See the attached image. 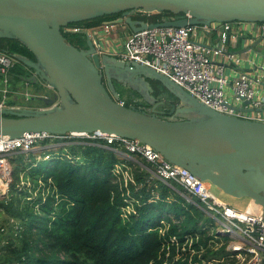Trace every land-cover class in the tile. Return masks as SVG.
I'll return each mask as SVG.
<instances>
[{
  "label": "trees",
  "instance_id": "obj_1",
  "mask_svg": "<svg viewBox=\"0 0 264 264\" xmlns=\"http://www.w3.org/2000/svg\"><path fill=\"white\" fill-rule=\"evenodd\" d=\"M120 15L70 23L83 29L64 31L63 36L76 48L86 49L84 29ZM178 15L183 14L164 10L135 12L131 17L155 23ZM0 50L36 59L18 38L0 37ZM31 73L32 68L17 59L8 70V78L24 83ZM159 82L151 79L152 95L177 103L178 98ZM113 84L120 85L116 80ZM124 90L119 91L124 105L141 110H145L141 104L151 107V103L135 101L133 98L140 95L132 89L136 96L124 99ZM17 100L12 95L8 103ZM160 107L164 111L158 115L167 118L169 104ZM47 141L42 144H49ZM116 149L127 152L102 139L76 138L41 152L11 153V181L8 192L0 196V215L4 216L0 264H237L235 252L226 248L230 237L213 228L211 216L196 197L183 196V189L173 182L149 178L144 168ZM45 154L48 157L43 158Z\"/></svg>",
  "mask_w": 264,
  "mask_h": 264
},
{
  "label": "water",
  "instance_id": "obj_2",
  "mask_svg": "<svg viewBox=\"0 0 264 264\" xmlns=\"http://www.w3.org/2000/svg\"><path fill=\"white\" fill-rule=\"evenodd\" d=\"M137 8L183 15L155 23L129 15L114 21H125L133 31L162 24L264 21V0H0V37L18 38L31 50L35 61L16 55L32 68L24 79L41 84L52 94L28 97L46 104L59 100L50 108L2 110L0 133L18 137L26 131H101L138 139L199 179L217 183L228 194L247 196L264 209V120L219 112L153 68L114 58V64L122 69L132 71L141 65L189 104L178 108L159 99L150 111L126 106L103 83L101 55L90 38L86 35V49H78L63 36L64 31H72L66 27L70 23L118 12L124 15ZM163 103L169 104L167 113L171 116L187 110L201 115L184 120L163 118L157 109ZM234 109L264 114L263 106Z\"/></svg>",
  "mask_w": 264,
  "mask_h": 264
},
{
  "label": "built area",
  "instance_id": "obj_3",
  "mask_svg": "<svg viewBox=\"0 0 264 264\" xmlns=\"http://www.w3.org/2000/svg\"><path fill=\"white\" fill-rule=\"evenodd\" d=\"M135 12L149 13V11L140 8L131 10V13ZM117 24L114 20L103 22L102 32H108ZM68 28L72 31L83 29L76 25ZM259 29L261 33H264V21L259 22ZM196 30L208 31L209 25L196 23L162 24L133 31L126 38L123 49L117 57L125 63L146 65L168 76L212 109L226 114L245 116L242 111H236L227 102L224 90L229 79L223 74L222 67L216 66L209 58V54L219 55L224 52L230 37L229 22H222V27L217 31L218 38L211 46L193 40L192 34ZM93 45L100 53L98 43L94 41ZM226 58L234 62L239 60L230 52L226 54ZM16 61V55L0 50V73L7 74L4 78L5 83L9 82L8 70ZM256 83H258L257 80L247 73L239 72L231 79V88L235 100L250 99L254 108L261 106L260 99L256 95ZM11 93L12 90L6 86L0 88V112L10 108L7 106V101ZM22 93L25 97L29 96L25 91ZM250 118L264 120V117L258 114L255 117L250 116ZM76 138L102 139L108 144L116 143L125 148L129 154L143 158L152 167L151 172L154 176L165 183L173 182L179 185L183 189L181 192L183 196L196 197L203 210L216 219L218 223L217 232L227 235L231 239L226 248L235 252L237 264H261L264 254V209L261 208L255 213H248L230 207L211 193L205 182L212 183L227 193L220 185L208 179H199L188 169L170 162L158 150L138 139L101 131L64 134L26 131L18 137L0 133V196H4L8 192L12 174V166L8 156L13 151L17 149L30 150L36 142L41 140L61 139L60 142L64 143Z\"/></svg>",
  "mask_w": 264,
  "mask_h": 264
},
{
  "label": "crops",
  "instance_id": "obj_4",
  "mask_svg": "<svg viewBox=\"0 0 264 264\" xmlns=\"http://www.w3.org/2000/svg\"><path fill=\"white\" fill-rule=\"evenodd\" d=\"M131 14L132 13L129 12V14H124V15L121 14L120 16L126 17L127 15L131 16ZM103 22L99 26L86 28L84 30L87 36L89 34L88 37L90 38V40L92 42L95 41L96 43H98L100 47L99 54L101 55V63H102L100 70L102 72V76L104 72V76L102 77L103 83L105 84L106 88L109 90L111 94L117 93L119 96L120 90L132 89L135 90L137 93H139L140 97L145 102L152 104L157 99L151 93L152 91L151 79L155 80L157 78L148 74V72L141 65L135 66V70L131 71V70L119 68L114 64L115 62L114 58H118L117 55L123 49V44L126 38L130 33L133 32L132 27L129 26V24H127L125 21H122L121 23H119V25L117 24L115 27L111 28L108 32H102ZM229 24H230V30H229L230 37L228 38L224 52L219 55L209 54L210 60H212L216 66L222 67L223 74L229 79V82L226 84L224 90L225 98L232 108L234 107L245 108V109L254 108L253 104L251 103L246 104L244 103V100L241 101L235 100L234 94L232 92L231 79H233L239 72H245L249 76L257 80L258 83H256L257 85L256 95L260 99V105L264 107V33L260 32L259 22L236 20L229 22ZM221 27H222V23H211L209 25L208 31L196 30V32L192 34V38L193 40L202 43L206 46H211L216 42L218 38L217 31ZM228 52L232 53L234 57H237L239 60L237 62L229 61L226 58V54ZM113 80L114 81L116 80L120 85L118 86L116 84V86H114ZM159 81L163 89L168 90L169 93H172L165 86V84H163L161 80ZM21 85H22V89L20 90V92L25 91L29 94V96H31L32 91L34 90L31 89L28 90L30 85H27L26 81L24 83H21ZM16 94H17L16 92L14 94V92L12 91L9 98H11L12 95L15 99L18 98L19 95ZM43 94L48 95L45 92ZM172 94L176 96L178 99H180L174 93ZM120 101H123V99H120ZM182 101L184 103H181L180 105L185 106L186 102L184 100H181V102ZM151 107L150 108L148 107L149 111L151 110ZM236 111H239V109H236ZM242 114L248 117L250 116L255 117L257 114L259 116L264 117V114L261 112L253 113L247 110L242 112ZM116 151L125 155L127 159L131 160L133 163L138 165V167L144 168V170L148 173L149 178L154 176V174L151 172L152 167L150 166V164H148L140 156L129 154L127 152L123 153L117 149ZM127 167L131 169L130 165H127Z\"/></svg>",
  "mask_w": 264,
  "mask_h": 264
},
{
  "label": "rangeland",
  "instance_id": "obj_5",
  "mask_svg": "<svg viewBox=\"0 0 264 264\" xmlns=\"http://www.w3.org/2000/svg\"><path fill=\"white\" fill-rule=\"evenodd\" d=\"M129 12L131 11H127L126 14H129ZM130 16V15H129ZM131 17V16H130ZM136 20V19H134ZM137 21H141L143 22L142 20H138ZM71 27V25H68ZM85 30V29H84ZM86 34V33H85ZM7 76L6 73H0V88H3L4 86H6L7 88H12L14 92H16L19 96H18V102L17 103H14V104H7V106H10L11 109L13 110H20V108H23L24 110H27L28 108H30L31 110L33 109H37V108H50V107H55L59 104V100L58 98L55 99L54 103H48L46 104L44 101L42 100H39V99H29V97H25V95H22V92H20V90L22 89V85L21 83H15V82H4V78ZM103 76H104V72H103ZM9 77V75H8ZM29 85V84H27ZM34 90L32 91V94L35 95V94H38L40 93V95H45L43 94L44 92L46 94H49L50 96H52L51 94V91H49L48 89H37L35 88L32 84H30L28 90ZM45 90V91H44ZM31 94V95H32ZM129 95H132V96H136L132 93V91L130 89H126L124 90V93H123V97L124 99L128 100V96ZM165 97V95H163V98ZM135 101L137 102H142L144 101L141 97H134L133 98ZM163 100V99H162ZM168 102V101H166ZM181 103H184L183 101L181 102L180 99H178L176 106L179 108V107H183V105H180ZM189 104L186 103L185 104V107H188ZM140 107H142V109H146L148 110V107L149 106H146V105H143L141 104ZM150 108V107H149ZM164 108V107H163ZM158 110H160V112H163L164 110L162 109V107H160V105L157 107ZM22 111V110H21ZM165 111H168V107L165 109ZM20 112V111H19ZM201 114L200 113H197V112H194L192 110H187V111H177L174 115H169L168 114V118L172 117L173 119H179V120H184V119H189V118H193V117H199ZM49 142V144H42V141L44 140H41L39 142H36L33 147L30 149V151H34V152H41L43 150H48L50 147H54L55 145H59L60 144V140L61 139H47ZM56 148V147H55ZM17 150H20V149H17ZM15 150V151H17ZM22 151V150H21ZM29 151V150H27ZM14 152V151H13ZM122 156L126 157L125 155L122 154ZM48 157L47 154L44 155L43 158H46ZM37 158H40L39 156H37ZM117 170L121 171V167H117ZM122 174H126V170H123L122 171ZM27 183L29 181H26ZM207 188L209 189V191L211 193H213L215 196H217L219 199H221L222 201H224L225 204L229 205L230 207L234 208V209H237V210H241V211H245V212H248V213H255L256 211H258V209H261L262 207H260L259 205L255 204L253 202V200L249 199L247 196H234V195H231V194H228V193H225L223 192L222 190H220L218 187H216L215 185H213L212 183H209V182H205ZM1 218H0V224L2 223L4 225V220H2V217H4L3 215H0ZM212 217V216H211ZM210 221L211 223L213 222V224L215 225V227L213 226V228H215L217 230V227H218V223L216 221L215 218H210Z\"/></svg>",
  "mask_w": 264,
  "mask_h": 264
},
{
  "label": "clouds",
  "instance_id": "obj_6",
  "mask_svg": "<svg viewBox=\"0 0 264 264\" xmlns=\"http://www.w3.org/2000/svg\"><path fill=\"white\" fill-rule=\"evenodd\" d=\"M66 27H68V25Z\"/></svg>",
  "mask_w": 264,
  "mask_h": 264
}]
</instances>
